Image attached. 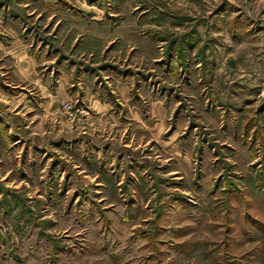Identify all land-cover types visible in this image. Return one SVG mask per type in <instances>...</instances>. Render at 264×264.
<instances>
[{
  "label": "rangeland",
  "instance_id": "obj_1",
  "mask_svg": "<svg viewBox=\"0 0 264 264\" xmlns=\"http://www.w3.org/2000/svg\"><path fill=\"white\" fill-rule=\"evenodd\" d=\"M0 16L41 81L0 60V264H264V0Z\"/></svg>",
  "mask_w": 264,
  "mask_h": 264
},
{
  "label": "crops",
  "instance_id": "obj_2",
  "mask_svg": "<svg viewBox=\"0 0 264 264\" xmlns=\"http://www.w3.org/2000/svg\"><path fill=\"white\" fill-rule=\"evenodd\" d=\"M7 25L8 24H6V22L2 21V17L0 16V26L3 27V26H7ZM2 27H0V30L3 29ZM2 33H4V34H2ZM2 33L0 32V60L4 59L5 57L8 59L10 58V61H9L10 63L7 64L8 66L5 67L6 71H4V72L8 73V77L11 79L12 83L13 82L14 83H19V82L30 83L31 82V83L35 84V83L41 82L40 79L38 80V77L35 76V72H34L35 59L30 57V55H28V53L25 51V49L23 47H21L22 46L21 44H20L21 46L17 45L16 42H18V40H15V38L12 34L4 32V30H2ZM16 33H17V31H16ZM10 48H14V49L9 50ZM1 67H2V65H0V68ZM0 75L2 76V72H0ZM0 83L3 84V86L0 85V105H1V103H3V105H5L4 103H7V101H5L2 94H4V93L6 94V92H8L7 90H9V88H11L12 84L8 88V84L6 82H4V80H2V78H0ZM4 86H7V87H4ZM12 88H18V86L13 85ZM16 91H18V90H16ZM47 91L48 90L46 89V92ZM8 93L10 94V96H11V94H14L12 92H8ZM86 99L90 100V102L92 104H95V102L93 100L94 96L92 93H90L89 96L86 93ZM0 108H1V106H0ZM3 120H4V117L0 116V121L2 122Z\"/></svg>",
  "mask_w": 264,
  "mask_h": 264
}]
</instances>
